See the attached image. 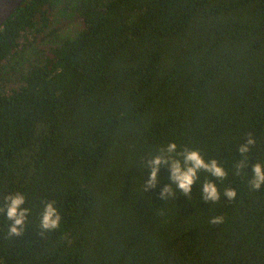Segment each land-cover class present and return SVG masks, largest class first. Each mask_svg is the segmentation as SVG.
Returning <instances> with one entry per match:
<instances>
[{"label":"trees","instance_id":"1","mask_svg":"<svg viewBox=\"0 0 264 264\" xmlns=\"http://www.w3.org/2000/svg\"><path fill=\"white\" fill-rule=\"evenodd\" d=\"M60 2L83 28L7 73L24 34L51 28ZM12 75L20 84L6 91ZM248 133V175L233 177ZM170 142L216 158L229 177L201 171L190 199L165 201L163 167L144 191L143 165ZM258 161L264 0H24L0 28V203L21 192L31 209L13 239L0 213V264H264V185H248ZM209 179L221 192L214 204L200 193ZM53 200L61 227L41 236Z\"/></svg>","mask_w":264,"mask_h":264},{"label":"clouds","instance_id":"2","mask_svg":"<svg viewBox=\"0 0 264 264\" xmlns=\"http://www.w3.org/2000/svg\"><path fill=\"white\" fill-rule=\"evenodd\" d=\"M256 145V139L248 133L245 141L238 146L241 159L234 165L233 177L241 174L248 175L245 169L249 167L248 154ZM142 158L139 163H142ZM148 170V176L143 186L144 191L155 189L160 183V171L163 167H168L170 183L166 184L159 193L161 199H177V192L188 197L192 194V186L199 182V173L207 172L210 177L216 180H226L229 177L228 170L219 165L216 158L206 160L199 150L187 147L178 150V145L174 142L168 143L165 147L149 156L147 163L143 165ZM201 184V183H200ZM249 188L257 191L264 185V162H256L251 165V175L248 178ZM200 193L205 203L214 204L221 199V192L218 190L216 181L206 180L201 184ZM237 196V191L228 187L223 192V197L233 200ZM26 197L21 192L7 194L0 203V213H4L10 222L7 225V236L10 239L22 236L29 223L31 209L26 207ZM222 216L210 219V223L215 225L223 222ZM62 215L58 211L56 202L46 201L39 216L40 235L58 230L61 227Z\"/></svg>","mask_w":264,"mask_h":264},{"label":"rangeland","instance_id":"3","mask_svg":"<svg viewBox=\"0 0 264 264\" xmlns=\"http://www.w3.org/2000/svg\"><path fill=\"white\" fill-rule=\"evenodd\" d=\"M55 24L48 30L36 29L28 31L21 39V48L17 55H13L7 64L6 72H24L31 63L41 61L48 51L59 41L67 36L73 35L76 31L83 28L82 18L72 7L60 2L55 7ZM53 29V31H51ZM20 81L16 75H12L4 83L6 91L17 88Z\"/></svg>","mask_w":264,"mask_h":264},{"label":"water","instance_id":"4","mask_svg":"<svg viewBox=\"0 0 264 264\" xmlns=\"http://www.w3.org/2000/svg\"><path fill=\"white\" fill-rule=\"evenodd\" d=\"M24 0H0V28Z\"/></svg>","mask_w":264,"mask_h":264}]
</instances>
